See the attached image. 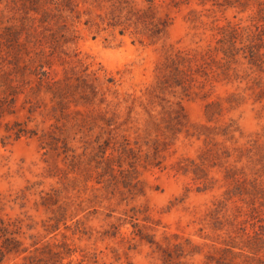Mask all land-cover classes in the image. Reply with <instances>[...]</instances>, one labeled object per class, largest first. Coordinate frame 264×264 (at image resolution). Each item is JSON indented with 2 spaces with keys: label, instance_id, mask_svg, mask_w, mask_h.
Here are the masks:
<instances>
[{
  "label": "rangeland",
  "instance_id": "374dc122",
  "mask_svg": "<svg viewBox=\"0 0 264 264\" xmlns=\"http://www.w3.org/2000/svg\"><path fill=\"white\" fill-rule=\"evenodd\" d=\"M9 237L0 264H264V0H0Z\"/></svg>",
  "mask_w": 264,
  "mask_h": 264
},
{
  "label": "trees",
  "instance_id": "16d2710c",
  "mask_svg": "<svg viewBox=\"0 0 264 264\" xmlns=\"http://www.w3.org/2000/svg\"><path fill=\"white\" fill-rule=\"evenodd\" d=\"M226 55L227 56H232L234 54L226 53ZM250 56H251V60L253 61V63H257L260 54L258 52H255L254 50H250ZM172 60L174 61V64L176 65V64L181 63V61H184L185 58L183 56H177L176 59H172ZM176 70H178V69H176ZM19 137H20V135L16 136V138H19ZM20 246H21L20 240H17L14 237H9V238H7L6 246H4V248L1 249V251L2 250L3 251L0 252V253H4V254H7V253L21 254V252H23V250H21ZM2 260H0V262Z\"/></svg>",
  "mask_w": 264,
  "mask_h": 264
}]
</instances>
